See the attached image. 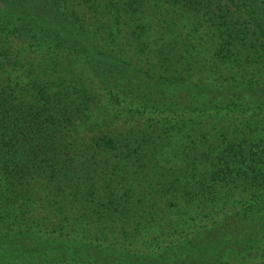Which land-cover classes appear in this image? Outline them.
I'll list each match as a JSON object with an SVG mask.
<instances>
[{
  "label": "trees",
  "instance_id": "16d2710c",
  "mask_svg": "<svg viewBox=\"0 0 264 264\" xmlns=\"http://www.w3.org/2000/svg\"><path fill=\"white\" fill-rule=\"evenodd\" d=\"M0 264H264V0H0Z\"/></svg>",
  "mask_w": 264,
  "mask_h": 264
}]
</instances>
